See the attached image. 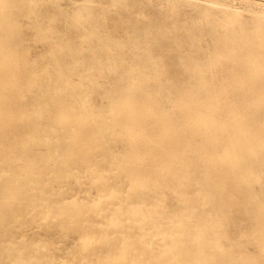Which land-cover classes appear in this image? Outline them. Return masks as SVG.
Segmentation results:
<instances>
[{"label":"rangeland","instance_id":"1","mask_svg":"<svg viewBox=\"0 0 264 264\" xmlns=\"http://www.w3.org/2000/svg\"><path fill=\"white\" fill-rule=\"evenodd\" d=\"M197 66L201 136L178 106ZM207 195L264 264V0H0V264H155Z\"/></svg>","mask_w":264,"mask_h":264},{"label":"bare ground","instance_id":"2","mask_svg":"<svg viewBox=\"0 0 264 264\" xmlns=\"http://www.w3.org/2000/svg\"><path fill=\"white\" fill-rule=\"evenodd\" d=\"M189 75L194 78V85L190 88L186 86L184 97L178 106L193 115L196 121L194 126L196 134L199 136L201 134L206 135L209 124L215 118L214 106L206 96L201 95V87L203 86L201 83L203 82L201 80V66H197ZM132 90L134 89L132 88ZM132 90L128 89L124 99L121 101V105H124L127 109L126 114L130 124H134L132 117L139 111L141 112L146 105L144 99L140 95H135ZM176 146H174V149ZM176 150L175 153L177 152ZM178 158V154H175L172 159L175 161ZM215 166L216 163L208 167L209 175H207V179L216 183L218 181L214 180L217 178ZM180 178L185 183L188 180L184 172L181 173ZM202 200V203L200 202L197 205L189 206L188 204L187 210L171 216L174 222L173 227H178L179 229L178 236L169 238L170 240L163 245L161 252L153 256L155 264H243L242 257L239 254L218 241L217 237L222 232L220 226H222L225 219L221 218V212L217 209L216 211L212 209L211 203H213L214 197L207 195ZM251 208L256 211L257 218H262L264 214H261L260 210H256L255 205H251ZM131 211L139 213L138 222L145 216L141 209L133 208ZM153 224L159 232L168 233L167 229L165 230L162 225L163 218H154ZM261 235L264 236V227H261ZM262 236V244H264V237ZM141 237H139L138 242L143 245L144 241Z\"/></svg>","mask_w":264,"mask_h":264}]
</instances>
